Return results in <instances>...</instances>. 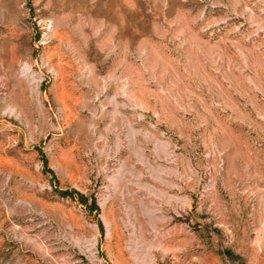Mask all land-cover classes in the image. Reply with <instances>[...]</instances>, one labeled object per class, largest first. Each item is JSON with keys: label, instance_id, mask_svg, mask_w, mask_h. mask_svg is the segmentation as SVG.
Listing matches in <instances>:
<instances>
[{"label": "rangeland", "instance_id": "1", "mask_svg": "<svg viewBox=\"0 0 264 264\" xmlns=\"http://www.w3.org/2000/svg\"><path fill=\"white\" fill-rule=\"evenodd\" d=\"M0 264H264V0H0Z\"/></svg>", "mask_w": 264, "mask_h": 264}]
</instances>
